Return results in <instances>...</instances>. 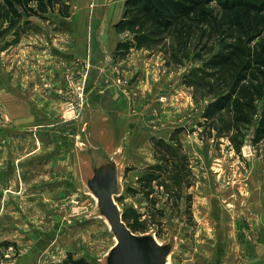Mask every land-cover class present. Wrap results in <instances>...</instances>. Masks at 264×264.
Masks as SVG:
<instances>
[{
  "label": "rangeland",
  "instance_id": "374dc122",
  "mask_svg": "<svg viewBox=\"0 0 264 264\" xmlns=\"http://www.w3.org/2000/svg\"><path fill=\"white\" fill-rule=\"evenodd\" d=\"M70 2L72 17H33L0 37V264L105 263L116 238L85 182L102 148L119 166L115 200L126 222L137 233L155 231L162 243L174 241L168 264H264L257 122L240 149L203 131L204 105L184 82L198 63L167 65L162 48H133L115 59L100 46L94 56L82 44L93 35L88 17L110 4L116 16L121 3ZM173 134L193 171L178 208L157 185L146 196L140 182L158 162L153 140L171 141ZM152 200L165 210L162 218Z\"/></svg>",
  "mask_w": 264,
  "mask_h": 264
},
{
  "label": "trees",
  "instance_id": "16d2710c",
  "mask_svg": "<svg viewBox=\"0 0 264 264\" xmlns=\"http://www.w3.org/2000/svg\"><path fill=\"white\" fill-rule=\"evenodd\" d=\"M51 13L70 17V0H0V37L33 17L43 19ZM114 28L121 36L115 59L133 48H162L167 65L198 63L184 82L195 102L204 105L199 122L203 131L225 136L240 149L256 121L253 142L264 140V0H125ZM124 34L130 38L124 40ZM175 136L171 137L175 144L153 140L158 162L140 181L146 196L155 185L165 190L171 208L179 207L183 185L193 184L191 160ZM152 203L162 218L165 210L156 207V200ZM67 264L87 263L69 258Z\"/></svg>",
  "mask_w": 264,
  "mask_h": 264
},
{
  "label": "water",
  "instance_id": "95a60500",
  "mask_svg": "<svg viewBox=\"0 0 264 264\" xmlns=\"http://www.w3.org/2000/svg\"><path fill=\"white\" fill-rule=\"evenodd\" d=\"M82 115L83 113L79 116L84 125L82 135H86L89 120L84 121ZM93 115L94 113L89 118L93 119ZM80 143L86 145L83 141ZM100 151L102 157L91 161L85 182L96 197L99 214L107 220L116 238L104 264H168L174 241L162 243L154 231L138 234L128 226L123 219V211L115 200L120 191L118 163L110 152L104 148Z\"/></svg>",
  "mask_w": 264,
  "mask_h": 264
},
{
  "label": "crops",
  "instance_id": "0c3cea01",
  "mask_svg": "<svg viewBox=\"0 0 264 264\" xmlns=\"http://www.w3.org/2000/svg\"><path fill=\"white\" fill-rule=\"evenodd\" d=\"M120 3H121V5H119V8H117L116 16H114L112 14L115 7H113V5L110 4L108 9L105 8V9L99 11V13L102 14L101 16L98 17L97 14H94V15H90V17H88L92 22H94V24H93V27H94L93 35H91V37H89V39L87 41L85 39V41L82 44L92 46V48H93L92 54L94 56H95V53L97 51H99V52L102 51V48H99L100 46H102L104 48H105V46H107V49L109 51V52L107 51V53H109L110 57L111 56L113 57L117 43L121 37L117 33V31L115 30L114 24L118 20H120L123 16L125 0H123V2H120V0H119V4ZM71 9H72V3H71ZM95 10L97 13L98 8H96ZM73 13H74V11H73ZM75 14H77V13H75ZM109 24L111 25V30L109 31L108 35L103 34V31H101V29L103 27H107ZM71 40L73 41V38ZM77 53H80V52L77 51Z\"/></svg>",
  "mask_w": 264,
  "mask_h": 264
}]
</instances>
